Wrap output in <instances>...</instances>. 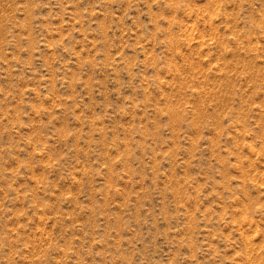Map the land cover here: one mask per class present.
<instances>
[{
	"label": "rangeland",
	"instance_id": "obj_1",
	"mask_svg": "<svg viewBox=\"0 0 264 264\" xmlns=\"http://www.w3.org/2000/svg\"><path fill=\"white\" fill-rule=\"evenodd\" d=\"M0 264H264V0H0Z\"/></svg>",
	"mask_w": 264,
	"mask_h": 264
}]
</instances>
